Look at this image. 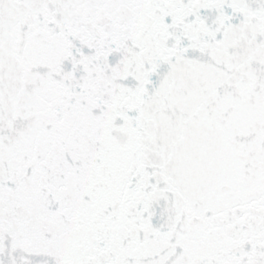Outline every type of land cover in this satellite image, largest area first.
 <instances>
[{
  "label": "snow or ice",
  "instance_id": "1",
  "mask_svg": "<svg viewBox=\"0 0 264 264\" xmlns=\"http://www.w3.org/2000/svg\"><path fill=\"white\" fill-rule=\"evenodd\" d=\"M0 264H264V0H0Z\"/></svg>",
  "mask_w": 264,
  "mask_h": 264
}]
</instances>
